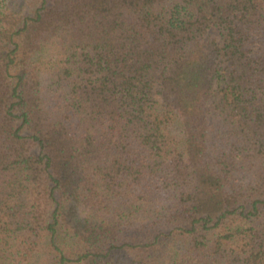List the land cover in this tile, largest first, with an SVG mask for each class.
I'll return each instance as SVG.
<instances>
[{"label":"trees","instance_id":"1","mask_svg":"<svg viewBox=\"0 0 264 264\" xmlns=\"http://www.w3.org/2000/svg\"><path fill=\"white\" fill-rule=\"evenodd\" d=\"M0 264H264V0H0Z\"/></svg>","mask_w":264,"mask_h":264},{"label":"rangeland","instance_id":"2","mask_svg":"<svg viewBox=\"0 0 264 264\" xmlns=\"http://www.w3.org/2000/svg\"><path fill=\"white\" fill-rule=\"evenodd\" d=\"M207 36H216L218 38H220V30L217 28H211L209 29V31L207 32Z\"/></svg>","mask_w":264,"mask_h":264}]
</instances>
